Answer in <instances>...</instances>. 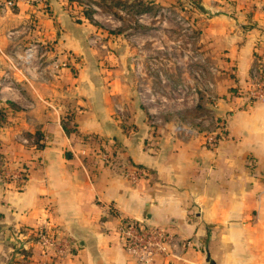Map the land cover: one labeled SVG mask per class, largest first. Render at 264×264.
Segmentation results:
<instances>
[{"label":"crops","instance_id":"crops-1","mask_svg":"<svg viewBox=\"0 0 264 264\" xmlns=\"http://www.w3.org/2000/svg\"><path fill=\"white\" fill-rule=\"evenodd\" d=\"M76 3L15 0L0 11V81L7 79L0 153L8 173L28 166L23 188L0 184V264H135L116 234L119 218L190 240L176 258L155 264H264V103L241 95L255 56L264 61V0H200L198 56L214 82L216 115L228 123V139L215 150L172 133L179 118L197 112L190 96L177 100L171 91L195 85L201 65L171 67L167 39L131 43ZM15 28L23 33L9 39ZM31 41L52 44L50 57L67 67L45 76L14 70L13 52ZM168 112L173 119L163 118ZM69 113L79 135L118 150L116 168L141 167L148 176L133 184L104 166L92 145L64 133ZM150 113L160 124L151 125ZM37 130L44 148L33 151L21 138ZM45 224L69 238L62 256L35 244L32 230Z\"/></svg>","mask_w":264,"mask_h":264},{"label":"built area","instance_id":"built-area-1","mask_svg":"<svg viewBox=\"0 0 264 264\" xmlns=\"http://www.w3.org/2000/svg\"><path fill=\"white\" fill-rule=\"evenodd\" d=\"M15 0L0 1V11L4 10V6H13ZM81 15L85 11L94 13L100 11V8L92 3L85 2L77 5ZM264 10V6L262 7ZM181 16H177L176 20L180 21ZM23 32L20 29H12L7 32L9 39L19 37ZM264 35V28H263ZM53 45L50 43H39L31 41L22 50L13 52L12 67L22 75L36 74L45 76L47 70L52 67L56 70L60 67H67V61H59L57 58H51L53 53ZM258 56V55H256ZM259 57V56H258ZM256 58V63L250 71L249 87L241 95L247 100V103L263 102L264 103V61L261 57ZM201 66H197L195 70V85L187 86L185 84L178 85L172 92V96L177 100L185 96L191 97V105L196 110L193 118H179L173 127V135L181 138H200L204 148L215 150L220 143L228 139V123L226 115H216V106L219 99L214 94V82L207 76L206 71L202 67L204 61L195 56L193 59ZM7 79L0 81V89L6 85ZM201 98L203 99L200 104ZM150 123L152 126L160 124L161 119L156 113H150ZM21 143L35 151L33 139L22 137ZM93 156L96 157L104 166L114 168L117 165V152L114 147L109 148L105 142L101 145H92ZM23 164L18 165L13 171H4L3 181L1 185L9 182H15L18 188H23L27 174L22 168ZM120 172L131 183L137 184L141 179L148 176L145 170L128 165L120 166ZM25 172V173H24ZM47 212H50L48 207ZM116 234L124 251L133 258L135 264H155L159 257L176 258L179 251H186L191 247L190 240H182L178 236L158 226L147 225L143 221L119 218L116 228ZM32 236L35 244L39 246L43 255L62 256L64 250L69 246V238L63 236L54 226L45 224L38 226L32 230Z\"/></svg>","mask_w":264,"mask_h":264},{"label":"rangeland","instance_id":"rangeland-1","mask_svg":"<svg viewBox=\"0 0 264 264\" xmlns=\"http://www.w3.org/2000/svg\"><path fill=\"white\" fill-rule=\"evenodd\" d=\"M86 1L89 2L88 0H79L76 4L79 5ZM132 1L124 0L126 6L116 7L113 11H107L97 5L100 11L94 13L96 22L100 23L103 29L123 34L131 43L136 38L155 41L164 37L168 40V47L163 52L169 55L168 64L171 67L195 63L192 59L202 54L197 45L201 34L202 19L194 7L190 8V1L143 0L147 6L153 9L152 12L144 13L135 12L137 7L128 8ZM177 16H181L182 19L177 21ZM155 51L160 52L159 49ZM166 115L173 119V115L169 112L162 115L164 119Z\"/></svg>","mask_w":264,"mask_h":264},{"label":"trees","instance_id":"trees-1","mask_svg":"<svg viewBox=\"0 0 264 264\" xmlns=\"http://www.w3.org/2000/svg\"><path fill=\"white\" fill-rule=\"evenodd\" d=\"M68 1L79 2V0H68ZM88 1L94 3L98 6L100 5L102 8H104L107 11H113V9H115L116 7L126 6V3H124V0H98L99 2H97L95 0H88ZM188 1H190V3H189L190 8L194 7L196 9V11L202 12L200 0H188ZM133 7H137V9L135 10V12H137V13H144V12H152L153 11V9L150 6H147V4L143 0H133L131 2V4H129L128 8L133 9ZM91 14H92L91 10L90 11L86 10L84 15L88 18H91ZM255 57L257 58L258 56H255ZM235 91L236 90H234V89L230 90L232 95L236 94ZM202 102H203V99L201 98L200 104H202ZM4 121H5L4 111L0 110V124L3 123ZM61 125H62V129L64 130V133L68 137L76 136L79 139H81L84 144L88 143L90 145H101L102 142H104L96 136L79 135L77 128H76V124L74 122V114H71V113L67 114L66 117L62 120ZM25 137L33 139V145L35 147V151H39V150L44 148L43 135L41 134L40 131L37 130L32 135L26 134ZM6 163H7L6 157L0 153V180L1 181L4 180L3 177H4V171H5ZM22 168L24 169V171L27 174L28 166L24 163L22 165ZM137 168L142 169L141 167H137ZM113 169L119 173L122 171H125V169H123L121 171L120 168H116V167ZM142 170H144V169H142Z\"/></svg>","mask_w":264,"mask_h":264}]
</instances>
